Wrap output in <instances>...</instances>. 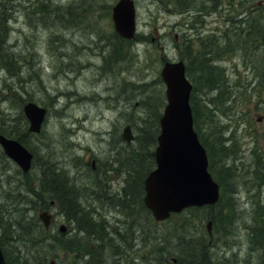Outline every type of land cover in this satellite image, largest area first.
Returning a JSON list of instances; mask_svg holds the SVG:
<instances>
[{
  "label": "rangeland",
  "instance_id": "obj_1",
  "mask_svg": "<svg viewBox=\"0 0 264 264\" xmlns=\"http://www.w3.org/2000/svg\"><path fill=\"white\" fill-rule=\"evenodd\" d=\"M13 1L15 0H0L1 17H10L8 13L12 9L9 6ZM55 1L62 5L67 3L69 11H76L81 0ZM116 1L85 0L89 7V14L84 17L85 26L89 16H98V21L94 22L95 29L100 31L98 35L105 36L102 32L116 34L112 21V8ZM169 1L136 0L138 34L135 40L119 36L126 57L117 64L115 71H106L102 56L94 54L98 51L96 44H92L91 40H87L79 32L68 29L70 26H62V22L58 21L49 30L37 31L35 26L28 23L27 17L30 15L23 10L15 12L14 19L10 17V24H7L8 41L6 40L0 52L15 53L22 59L21 63L27 60L24 72H20L18 77L30 74L31 69L35 68L42 80L40 83L33 82L31 89L36 101L46 106L48 111L40 133L28 137L30 146L38 153L40 163L69 168L72 174L81 177L84 186L93 187L96 170L92 167L91 159L96 160L97 167L105 168V162L108 167L105 192L117 194L122 183L120 161L123 162L124 157L130 156L127 150L125 155L123 152L119 154V151L126 146L129 150L138 145L136 137L141 123L138 98L125 99V93L138 90L136 87L130 89L131 83H141V79L143 82L147 81L150 92L152 89H159L158 96L161 95L165 105L166 85L161 78L165 61L184 59L199 80L200 68L197 69L194 58L186 57L183 40H180V28L185 27L184 17ZM100 3H103V7L99 6ZM167 3L172 6H167ZM238 12L248 13L254 26L261 25L264 28V0H222L223 16H219L220 13L211 14L204 24L203 33L192 34L190 43L194 54L202 51L203 41L208 39L207 33L224 34L228 31L232 34L230 27L233 26H229L224 16ZM64 17L68 18L69 15ZM176 33L178 38H175ZM232 45L236 47L224 51L225 55L219 62L231 82L230 91L233 94L230 100L225 103L224 98L217 99L206 88L198 93L205 103H209L206 110L208 118L204 119L203 130L206 129L209 134L212 155L219 159L218 167L227 169V175L219 173L225 180V187H221L222 202L213 208H205L199 212L189 211L184 216L165 221L156 220L151 215L153 220L150 222L158 242L170 241L179 245L175 238L179 237L183 244H205L209 252V264H264V233L259 229L264 225L261 214L264 208L259 210L257 207L264 201V42L243 49L240 42L238 44L236 41ZM16 81L15 74L3 81L0 78V106L14 118L11 121L12 129L23 131L26 124H23L20 112L24 100L4 87L11 84V88H15ZM227 91L226 89L225 94ZM152 95L157 97L156 94ZM41 99L49 101V105L44 104ZM126 123L132 124L135 135L130 143L121 137ZM223 138L227 139L225 146ZM218 147L223 149L219 151ZM217 153H222L223 156L217 157ZM12 160L13 172L11 169L5 172L0 167V193H3L4 186L1 182L11 188L10 173L18 177L14 168L17 162ZM129 160L130 157L125 159L126 162ZM20 181L31 184L23 176ZM230 182L234 188L228 187ZM86 197L97 215L106 218L114 229L127 230L130 223L136 228L137 222L144 223L145 212H141L139 203L132 205L136 207L134 221L128 211L122 209L118 198L112 196L109 200L95 199L91 194ZM47 209L55 215V227L58 228L61 223H70L53 205L38 206L36 216L39 217L40 212ZM217 212L224 213L222 218L213 217ZM256 219L262 225L257 224ZM209 220L213 222L211 233L207 229ZM146 228L149 229L148 225ZM254 231L257 232V238L250 239ZM62 237L65 240L66 235ZM171 248L178 254L176 246ZM97 250L99 254L102 251ZM151 254L152 251L148 256L151 257ZM74 256V252L61 249L59 254L50 256V261L51 264H94V261L81 262ZM183 259L186 260L185 257ZM96 261L104 262L96 264H115L108 255L106 259L98 256Z\"/></svg>",
  "mask_w": 264,
  "mask_h": 264
},
{
  "label": "bare ground",
  "instance_id": "obj_2",
  "mask_svg": "<svg viewBox=\"0 0 264 264\" xmlns=\"http://www.w3.org/2000/svg\"><path fill=\"white\" fill-rule=\"evenodd\" d=\"M159 1L163 2L164 0ZM13 2L14 3L9 6L12 11L11 13H8L12 19H14L13 16L16 15H14L15 12L23 10L30 15L29 18L27 17V21L32 26H35L37 31L41 29L49 30L52 26H56L58 21H60L62 22L60 23L62 26H64L63 24L70 26L68 29L77 31L87 40H91L92 44H96L95 48L98 49V51L94 54L100 55L102 56V59H104L106 71H115L117 64L126 57L122 48L123 42L118 35L112 32H102L106 34L105 36L107 38L105 36L98 35L100 31L98 32L94 27V22L99 19L98 16H89L88 24L85 26L84 17L89 14V7L85 0L80 1L76 11H69V8L66 6L67 3L64 5L57 4L55 0H15ZM169 3L173 2L170 0ZM99 6L103 7V3H100ZM167 6L172 5L167 3ZM174 7L184 17L185 27L180 28V40H183V50L185 51L186 57L191 56L195 59L196 63L198 62L199 65H201L199 67L200 77L198 78L202 86L205 88L209 86L217 99L224 98V102L227 103L233 92L230 91L231 82L224 69L221 68V64L219 62L222 59V56L225 55L224 51H228V47H230V49L234 48L235 46L232 44H235L236 41H234L230 34H217V32L207 33L209 41H206L199 54H194L191 46L192 43H190L192 34L203 33L204 24L211 14L220 13L219 16L221 15L222 0H176V5ZM67 14L69 17H64ZM228 14V16H224V19L229 26H233L230 27V29L232 30V34L233 32L236 33V38L238 39L243 37V35L245 37L250 30L261 29L254 26L253 19L248 16V13L246 12ZM10 17H7L6 15L4 17L0 16V36H5L3 39L0 38V51L6 43V40L8 41L9 30L7 24H10ZM21 61L22 59L17 57L13 52H0V78L3 81L10 75L15 74V76H17L15 88L12 89L10 86L11 84H6L4 87L6 86L7 90L14 93L19 97V99L24 100L21 107L20 117L22 121H24L23 124H26V127H23V129L25 128L23 131L18 129L13 130L11 121L14 118H11L9 114L5 113L0 106V135L19 142L27 149L28 152L32 154L31 165L27 171L23 170L21 166L15 162L16 164H14V168L18 177H14L13 173H10L9 184L11 188L6 187V185L1 182L4 186H2L3 193H0V200H2L0 202L2 203L0 204V216H2L5 220H0L2 221V223H0L2 226H6V224H4L5 222L11 223V242L18 239L20 235H25L26 230L30 228L32 232H34L33 237L37 243H42V239H36L35 237H38V234L41 235L45 232L46 252L44 253L49 254L54 251L56 254H59L61 249H66L68 252H74V257L81 262L94 261V264L104 263L96 261V257L98 256H96L93 249V247H96L97 249L102 250L100 251L101 253L99 256L106 259L108 255L109 258H112V261L115 264H171L170 259H172L173 262L175 261V264H186V260H184V256H182L181 249H179L178 254L172 255L163 250L164 247L156 240L158 237L153 232L149 219H144V223L137 222V228L129 221L128 223H130V225L127 226V230H121L119 228H112L106 218L97 215L95 208L91 207L86 195L91 194L92 198L102 200H109V198L112 197L113 194L105 192V183H108L107 177L105 176V171L108 167L105 162V168L99 166L97 167L95 171L97 176V179H95L96 182L94 183L95 185L93 187H88L86 193L84 183L81 181V177L79 175L72 174L69 168L57 166L55 164L56 167L53 172L62 173V176L64 177L63 180H65V183H68L75 198L70 199L65 195L57 192L55 194L52 190L50 191V187L48 185L49 180L48 182L46 180L47 177L48 179L51 177L52 165L46 162H39L38 153L33 146H30L28 138L29 135L40 133L42 127L40 131L32 130L25 113V105L28 103H34L39 107L45 108L47 115V107L36 101L37 99L31 89L33 82L40 83L42 80H40L41 78L35 68L31 69L30 74H26L23 77L20 75L18 77L20 72H24L23 67L27 64V60L26 62L23 61L24 63H21ZM17 82L18 84H16ZM131 85L132 86H129L130 89L136 87L138 90L130 91L129 94L125 93V99L135 100V98H138V102H136L138 106L141 107V123L138 129L141 131L145 130L146 133H149L152 131V126H155V112L153 110L154 105H158L161 101V95L158 96L159 89H152L150 92V89L148 88L149 83L147 81L143 82L142 79L141 83L132 82ZM226 89L228 90L226 92L228 95L225 94ZM151 93L156 94L157 97H153ZM202 98L203 97L201 95L198 97L200 100ZM41 101H43L44 104L49 105V101L44 99H41ZM128 124L132 126L131 123H126V125ZM221 149L223 148H220V150ZM126 150L128 152L130 151V149L128 150V147L126 146L124 150L122 148L119 151V154L123 152L125 155L127 153ZM219 156L221 157L223 154L221 153ZM126 158L129 157H124V161L122 162L123 167H121L120 172L122 174V178L120 180V182H122L121 187L117 189L118 194L120 193L117 195L118 200L124 198L125 201L128 190L127 181L131 177V173L129 174L131 166L129 165V162L125 161ZM3 159L9 162L12 160L7 152L2 148L0 143V167L1 170L6 172L11 169L12 165L11 162L9 163ZM119 159L121 160V158ZM55 165H53V167ZM11 170L13 172V169ZM147 175L144 178V182ZM22 176L24 179L30 180L31 184L44 187V189H46V194L44 191L42 192V190L33 187L31 184L22 182L23 180L20 181ZM228 187L234 188V185L230 183ZM128 197L130 198V203L133 205L136 202V198L131 194H128ZM44 198L46 199L45 201H40ZM40 205H53L57 208L58 213L62 214L70 223L68 225L66 223H61L58 228L55 227V215L50 218V222H48V224L42 222L39 223V217L35 214L37 207ZM134 213L135 212L129 213L132 218L135 216ZM72 214L86 218L85 222L80 224L75 217H72ZM223 214L224 213L217 212L213 217L222 218ZM98 216H100V222L106 232L101 227L100 229L95 227V221H97L96 218ZM133 220L135 221L134 218ZM146 225H148L149 229L146 228ZM95 228L101 231L98 232ZM61 234L64 236L66 235L65 240L61 243L67 246L57 244L58 237ZM256 238L257 232L254 231L250 239ZM21 248L27 254H32V247L29 243L23 244ZM150 251H152L151 257L148 256ZM36 255L39 256V254ZM197 261L199 264H202L203 258L197 257Z\"/></svg>",
  "mask_w": 264,
  "mask_h": 264
},
{
  "label": "water",
  "instance_id": "obj_3",
  "mask_svg": "<svg viewBox=\"0 0 264 264\" xmlns=\"http://www.w3.org/2000/svg\"><path fill=\"white\" fill-rule=\"evenodd\" d=\"M135 16L134 0H119L113 7L115 29L124 37H133ZM161 77L166 84L167 103L160 118L161 131L155 149L156 166L144 182V202L157 220H164L172 212H180L186 207L214 204L220 197L219 183L208 169L206 149L194 129L190 105L192 84L186 76L184 61L165 62ZM25 113L30 128L40 131L46 109L28 103ZM134 137L131 125H126L122 138L130 143ZM0 143L23 170L30 168L32 154L25 147L2 135ZM39 217L48 224L52 215L43 211ZM207 228L211 233V220ZM0 264H8L1 246Z\"/></svg>",
  "mask_w": 264,
  "mask_h": 264
},
{
  "label": "trees",
  "instance_id": "obj_4",
  "mask_svg": "<svg viewBox=\"0 0 264 264\" xmlns=\"http://www.w3.org/2000/svg\"><path fill=\"white\" fill-rule=\"evenodd\" d=\"M174 5H176V0H171ZM261 29H257V30H250L248 32L247 35H245V37H241V38H236V33L233 32V34H230L232 36V38L234 39V41L236 40L237 43L241 44V48H246V47H253V46H257L258 44H260L261 42H264V28L260 25L259 26ZM224 35H229V32L226 31L224 33ZM3 37H5L4 35H1L0 38L3 39ZM206 41H209V39H205L203 41V43L205 44ZM258 42V43H257ZM236 47V46H235ZM228 49H230V47H228ZM233 51V50H232ZM199 54V53H197ZM195 65L196 67L198 66L197 69H199V67L201 65H199V63L195 61ZM187 73L189 76L194 77V86H193V90L191 93V98H190V102H191V106H192V110H193V116H194V125H195V129L197 130L201 141L203 142V144L205 145V147L207 148L208 151V156H209V169L212 172L213 176L217 179V181L220 183L221 187H225V180L223 179V177H220L219 173L221 174L222 172H224L225 175H227V169L223 168V167H218L217 162H219V159L217 160V158H215L212 155L213 152V147L211 145V141L209 138V134L207 132V130H203L204 129V124L205 118H208V113L206 112V110L208 109L209 103H205L203 98L200 100L198 99V97L200 96V94L198 95V93H200L201 89H205V87L202 86L200 80L196 79L193 73L192 68L188 65L187 63ZM200 74V72H199ZM200 77V76H199ZM206 90L211 91V89L209 88V86L206 88ZM196 93V94H195ZM198 100V101H197ZM202 101V102H201ZM164 105V101L161 98L160 101V105L155 104L154 105V112H155V118H154V124L155 126H152V131L151 132H147L145 130H138V134L136 137V140H138V145L131 147L130 151H129V155L128 157H130L129 160V165L131 166V168L129 169L131 173V177L128 179V190H127V198L126 201L123 199L118 200V203L122 206V209L126 212L128 211V213H132L135 212L134 214L136 215V207L132 206V204L130 203V198L128 197V194H131L133 197L136 198V204L139 203V206L141 208V212H145V219H149L150 221L153 220L152 216H151V212L150 210L146 207L145 203H144V178L147 175V173L149 171H151L154 167H155V145L157 143V137L160 133V123H159V119L160 116L162 114V108ZM158 106V107H157ZM207 127V126H206ZM207 133V134H206ZM217 139L219 140V137H217ZM224 139V146H225V141L227 139ZM228 142V141H227ZM220 148L222 147H218V150H220ZM218 153H217V157H218ZM220 157V156H219ZM120 161V160H119ZM121 166H122V161H120ZM262 162L264 163V161L262 160ZM53 170H55V167L52 166V173H51V177L50 179H48L47 177V182L49 185V189L50 191L52 190V192H54L56 194H62L67 196L70 199H74L75 196L72 193V189L70 188V186L68 185V183H65V180H63V176L62 173H56L53 172ZM108 172V168L105 171V176L107 175ZM134 174V175H133ZM49 175V174H48ZM46 175V176H48ZM97 176L95 175V179ZM62 178V179H61ZM226 178V177H225ZM96 182V181H94ZM231 183V182H230ZM33 187L42 190V192L44 191V193L46 194L44 187H40L37 185H33L31 184ZM85 193L87 191V188L89 187V185H85ZM106 193H111L113 194L112 196L114 198H117L116 195H119L118 192L115 195L112 192H106ZM87 196V195H86ZM46 198V197H45ZM42 199L40 201H45L46 199ZM222 198H223V194H221V198L220 200L211 206H205V207H191L186 209L184 212H181L179 214H174L172 217H178V216H184L186 213H188L189 211H202L205 208H213L215 206H218L219 204H221L222 202ZM65 204V203H63ZM257 207H259V210H262L264 208V201L261 202V204H258ZM262 216H263V223H264V210L262 211ZM36 215V214H35ZM72 217H75L80 224L84 223L86 218L82 217V216H77L72 214ZM142 217V218H143ZM171 217V218H172ZM170 218V219H171ZM0 220H5L2 216H0ZM97 221H95V227L99 228L100 227L104 230V227L102 225L101 218L100 216H98L96 218ZM2 223V221H0ZM41 221L39 220V223ZM256 222H258L257 224H261L260 220L256 219ZM0 223V245L3 248L5 257L8 261L9 264H51L50 261V256H55L56 252H51L49 254L44 253L46 245H45V232L44 234L42 233L41 236L40 234H38V237H35L36 239H42V243H37L35 242V239L33 237V233L32 230L30 228H28L26 230V234L24 235H20V237L18 239H15L14 242H11L10 237L11 236V223H4L6 224V226H2ZM95 228V229H96ZM96 229L98 232H100L101 230ZM259 229L261 230L262 233H264V225H262V227H259ZM19 232H21L20 230H18ZM105 231V230H104ZM106 232V231H105ZM24 233V232H22ZM89 233V232H88ZM171 233V231H170ZM91 234V233H89ZM156 234V233H155ZM63 234L59 235L58 237V244L60 245H65L62 244V240H63ZM177 239V243L179 245H175L174 243L168 241V242H163L160 241L159 243H161V245L164 247V251L168 252V254H177L176 251L174 249H172V246H176L178 249H181L182 251V256H184L186 258V264H199L197 261V257H202L203 258V263L205 264H209V252L208 250H206L205 248V244H201V243H193V242H189L186 244H183L182 240L179 237H175ZM64 241V240H63ZM12 243V244H11ZM29 243L32 247V254H27L25 251H23V249L21 248V246L23 244ZM17 245V247H16ZM67 246V245H65ZM95 254L96 256H99V252L97 250V248H94ZM36 254H39L36 255ZM42 254V255H41ZM208 255V256H207ZM179 256V255H178ZM206 256V259H205ZM180 257V256H179ZM210 257L212 258V255L210 253ZM213 259V258H212ZM211 260V259H210ZM264 261V259H263ZM170 263L171 264H175L176 262H173L172 259H170ZM202 263V264H203ZM201 264V263H200ZM215 264H218L217 262Z\"/></svg>",
  "mask_w": 264,
  "mask_h": 264
},
{
  "label": "flooded vegetation",
  "instance_id": "obj_5",
  "mask_svg": "<svg viewBox=\"0 0 264 264\" xmlns=\"http://www.w3.org/2000/svg\"><path fill=\"white\" fill-rule=\"evenodd\" d=\"M95 159H93V161H94ZM93 161H92V167H93V169H97V162H96V160H95V162L93 163Z\"/></svg>",
  "mask_w": 264,
  "mask_h": 264
}]
</instances>
